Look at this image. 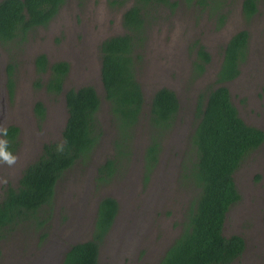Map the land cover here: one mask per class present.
<instances>
[{
	"label": "rangeland",
	"instance_id": "374dc122",
	"mask_svg": "<svg viewBox=\"0 0 264 264\" xmlns=\"http://www.w3.org/2000/svg\"><path fill=\"white\" fill-rule=\"evenodd\" d=\"M132 3L66 0L50 23L30 31L24 43L8 47L0 44V125L19 128V145L12 152L18 157L17 163L11 167L0 163V201L8 186L19 184L22 171L41 155L45 143L62 140L68 118V89L88 84L96 88L101 98L98 117L105 129L89 160L76 163L58 180L51 220L44 226L47 239L42 240L41 232L34 227L17 228L0 242V264H59L70 244L92 238L97 204L105 196L118 201L119 211L100 246L99 264H158L181 232L198 193L191 182L185 185L182 177V164L192 156L188 155L189 136L196 123L197 97L215 81L223 46L243 29L249 32L248 53L240 74L225 85L241 118L264 131V4L246 20L240 1L229 2L223 25L206 9L187 6L183 1L175 6L154 5L147 10V38L135 51L142 57L136 65L137 78L147 103L162 86L176 92L181 105L177 126L165 137L160 162L149 179L142 163L146 140L139 139L132 160L110 181H97V167L111 154L114 137L101 82L100 44L126 31L122 17ZM199 45L212 60L195 78L192 66ZM40 53L50 64L64 60L70 65L59 96L35 85L47 77H39L36 72L34 61ZM38 101L46 109L43 121L35 112ZM0 139H4L2 133ZM234 179L241 199L227 212L223 233L242 236L245 249L231 264H264V145L245 157Z\"/></svg>",
	"mask_w": 264,
	"mask_h": 264
},
{
	"label": "trees",
	"instance_id": "16d2710c",
	"mask_svg": "<svg viewBox=\"0 0 264 264\" xmlns=\"http://www.w3.org/2000/svg\"><path fill=\"white\" fill-rule=\"evenodd\" d=\"M114 1V0H113ZM125 2L127 0H115ZM195 5L214 15L218 23L226 21V7L235 0H132L123 13V34L102 40L101 82L109 103V124L114 137L111 154L97 167V181L108 182L134 155L135 143L146 140L142 152L145 178L158 166L164 139L177 126L181 105L176 92L162 86L154 91L148 103L137 78L135 51L147 36L146 16L149 7L168 4ZM244 19L258 13L264 0H239ZM66 0H0V44L24 43L30 31L45 27L57 15ZM249 32L239 30L228 39L222 50V60L215 81L203 89L194 108L195 125L189 136L192 155L182 164L183 182L197 189L182 223L181 232L171 242L158 264H231L245 249L240 235L226 236L223 225L230 207L240 201L234 173L245 157L264 145V131L247 124L239 115L225 83L237 78L248 53ZM211 55L203 45L196 51L194 77L206 71ZM39 77L47 75L37 87L55 96L63 93L70 65L61 60L49 63L40 53L35 58ZM9 66V75H11ZM13 95V81L9 78ZM68 118L61 141L45 143L41 155L22 171L19 184L8 186L0 201V242L17 228L34 229L46 240L44 226L51 220L52 205L58 180L78 162L89 160L91 152L104 136V126L98 114L101 98L93 85L70 88L65 92ZM45 106L35 105L40 121L45 118ZM19 128L7 127L8 150L19 145ZM62 146V149H61ZM119 211L118 201L111 196L97 204L92 238L75 242L63 252L59 264H99L100 246L109 234Z\"/></svg>",
	"mask_w": 264,
	"mask_h": 264
},
{
	"label": "clouds",
	"instance_id": "9594fccd",
	"mask_svg": "<svg viewBox=\"0 0 264 264\" xmlns=\"http://www.w3.org/2000/svg\"><path fill=\"white\" fill-rule=\"evenodd\" d=\"M0 133L7 136V128L0 125ZM17 161L18 157L8 150V141L6 139H0V163H5L11 167L15 165Z\"/></svg>",
	"mask_w": 264,
	"mask_h": 264
},
{
	"label": "flooded vegetation",
	"instance_id": "af4514ba",
	"mask_svg": "<svg viewBox=\"0 0 264 264\" xmlns=\"http://www.w3.org/2000/svg\"><path fill=\"white\" fill-rule=\"evenodd\" d=\"M70 71V70H69Z\"/></svg>",
	"mask_w": 264,
	"mask_h": 264
}]
</instances>
